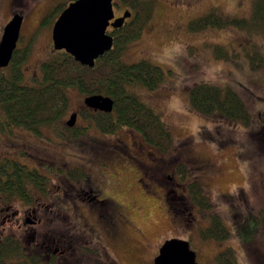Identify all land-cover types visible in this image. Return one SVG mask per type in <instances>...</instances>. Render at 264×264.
<instances>
[{"label": "rangeland", "instance_id": "obj_1", "mask_svg": "<svg viewBox=\"0 0 264 264\" xmlns=\"http://www.w3.org/2000/svg\"><path fill=\"white\" fill-rule=\"evenodd\" d=\"M59 1L65 0H0V36L14 13L23 15L17 47L30 42L28 57L21 65L24 83L39 78L40 63L56 51L52 47V26L40 27V21ZM250 9L251 0H154L151 19L140 36L127 44L122 56L125 62L147 59L165 71V80L157 89L135 86L133 90L160 113L171 131L173 144L162 153L127 128L111 136L90 132L91 138L102 142L107 151L111 145L119 146L116 139L125 144L114 149L111 163L117 164L115 174H108V188L132 184L129 194L139 199L136 200L141 207L129 215L126 228L113 238L104 239L115 259L111 264H153L159 247L170 238L187 241L198 264H217L216 254L227 247L235 251L237 264H264L260 244V213L264 212V67L252 69L249 63V55L255 51L264 57V34L235 27H208L195 32L188 29L189 21L211 10L223 16L247 18ZM123 10L114 8L115 14ZM216 45L227 50L226 58L215 57ZM200 81L234 90L251 115L250 123L242 125L192 109L189 88ZM68 95V112L48 127L56 133L64 127L70 113L83 110V95L74 88L68 89ZM56 149L64 151L68 159L82 155L77 144L56 145L49 152L51 156L59 154ZM152 163L184 164L188 179L198 181L207 196L209 209L200 210L187 189H183L187 177L185 181L177 178L181 185L174 187V194H167L171 197V207L167 209L166 203L158 199L162 193L157 186L161 177L153 180L142 173L141 165ZM198 163L206 166L197 169ZM59 184L54 178L51 190L58 191ZM213 214L223 219L229 238L202 239L201 231L210 225Z\"/></svg>", "mask_w": 264, "mask_h": 264}, {"label": "flooded vegetation", "instance_id": "obj_2", "mask_svg": "<svg viewBox=\"0 0 264 264\" xmlns=\"http://www.w3.org/2000/svg\"><path fill=\"white\" fill-rule=\"evenodd\" d=\"M82 109L90 108L83 104ZM73 113V125L68 126L65 119L66 127L59 135L48 128L55 123L37 130L0 127V264H111L115 259L105 242L126 228L129 215L141 208L139 199L129 194L132 184L108 188V174H115L117 164L111 163L114 149L125 144L116 139L119 146L111 145V152L91 138V131L111 136L121 128L101 132L91 117L96 111L85 112L86 118L80 111ZM68 144H77L82 155L68 159L64 151L56 149L55 157L49 153L56 145ZM180 164L141 165L144 176L161 177L158 199L167 209L171 207L167 194H174V187L181 185L177 178L186 180L177 172ZM205 166L198 163L196 168ZM54 178L60 183L58 191L51 190Z\"/></svg>", "mask_w": 264, "mask_h": 264}, {"label": "trees", "instance_id": "obj_3", "mask_svg": "<svg viewBox=\"0 0 264 264\" xmlns=\"http://www.w3.org/2000/svg\"><path fill=\"white\" fill-rule=\"evenodd\" d=\"M71 1H59L50 7L43 15L40 27L50 28ZM113 4L115 9L128 10L131 16L120 27L108 31L113 38L112 48L95 59L92 67L82 65L63 50H56L40 63L39 78L27 84L23 82L21 65L28 57L30 42L23 47H16L9 64L0 68L1 128L37 130L56 123L68 112V89L74 88L84 98L102 94L113 100L111 112L93 109L80 111H96L91 117L101 132H114L124 127L138 133L148 145L162 153L171 149L173 137L160 113L133 90L135 86L149 91L157 89L165 80V71L147 59L127 63L122 57L127 44L140 36L144 25L151 19L154 0H113ZM208 27H235L264 34V0H251L247 18L223 16L211 10L188 22V29L193 32ZM213 52L220 59L228 55L227 50L220 45H216ZM249 63L252 69L264 67V57L255 51L249 55ZM188 99L191 108L205 116L217 115L242 125L250 123L251 115L244 101L229 87L200 81L190 86ZM86 113L83 115L85 118L89 117ZM261 121L264 123V111ZM2 169L0 161V175ZM177 172L182 178L187 177V190L195 205L200 210L209 209L207 196L198 181L188 179L186 166L180 164ZM260 223V244L264 251V212L260 213ZM229 236L228 227L216 214L210 216V225L201 231L202 239L222 241ZM215 261L217 264H237L235 251L231 247L222 249L216 254Z\"/></svg>", "mask_w": 264, "mask_h": 264}, {"label": "water", "instance_id": "obj_4", "mask_svg": "<svg viewBox=\"0 0 264 264\" xmlns=\"http://www.w3.org/2000/svg\"><path fill=\"white\" fill-rule=\"evenodd\" d=\"M131 16L123 10L115 17L113 0H73L60 12L51 28L52 45L63 50L82 65L92 67L95 59L112 48L113 38L107 28L120 27ZM23 15L14 13L4 25L0 36V68L11 61L20 36ZM85 106L93 110L111 112L113 100L109 96L93 94L83 99ZM72 113L66 121L72 126ZM153 264H198L196 253L183 239L165 240L153 259Z\"/></svg>", "mask_w": 264, "mask_h": 264}]
</instances>
